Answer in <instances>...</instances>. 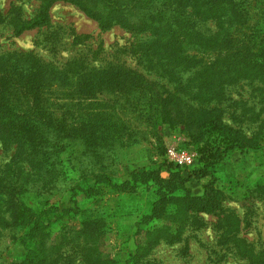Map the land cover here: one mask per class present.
Wrapping results in <instances>:
<instances>
[{
  "label": "rangeland",
  "instance_id": "1",
  "mask_svg": "<svg viewBox=\"0 0 264 264\" xmlns=\"http://www.w3.org/2000/svg\"><path fill=\"white\" fill-rule=\"evenodd\" d=\"M206 2L199 5L202 15L208 18L210 10L216 14L214 20L200 23L201 34L219 31L218 17L225 8L218 1ZM40 4V0H0V58L4 56L0 72L7 70V79L14 78L12 84L20 86L13 87L19 92L24 86L22 79L29 80L26 72L21 73L23 67L29 72L34 65L43 70L48 64L60 74L43 93L50 100L59 101L52 108L61 113L65 107L58 94L69 87L73 89L82 73L122 66L136 70L163 86V90L181 88L178 95L189 103L186 112L194 116L192 119L203 116L209 120L198 126L199 131H206L205 138L216 140L217 146L225 136L234 144L222 153L218 163L201 173L194 131L197 125L189 124V119L182 122L167 117L166 122L151 127L141 115L142 104L137 103V97L132 100V96L124 94H100L95 99L97 103L90 107L115 104L130 129L99 150H83L79 140L70 141L67 178L60 176L56 188L51 189L53 195L41 196L44 201L51 199L49 206L53 205L47 211L53 221L47 247L61 244L69 235L76 236L71 229H82L81 219L85 216L96 232L91 234L92 239L86 236L73 241L84 249L92 243V255L98 253L100 257L96 264H248L247 258L235 253L238 242L257 260L263 257L264 42L259 41L258 34L264 31V0L232 5L242 22L231 28V40L257 36L255 46L249 44L252 55L229 44L223 36L220 42L214 38L202 46L188 45L185 58L178 65L170 63L163 74L161 65L150 67L135 51L145 34L119 24L103 29L96 19L67 0L53 1L47 24L16 35L14 25L36 16ZM10 54L18 55L14 62L18 67L10 63L13 59L7 62L5 57ZM226 56H230L227 61ZM232 66L245 73L228 75L226 71ZM170 75L174 79L168 78ZM180 83L182 86H178ZM7 84H3L5 90ZM12 84L9 89L13 91ZM216 84L219 89L210 95L209 87L215 88ZM206 85L209 87L203 95ZM193 88L199 89L197 95L192 94ZM76 117L77 110L72 119ZM172 146L195 153L193 170L178 172L168 166L167 151ZM14 150L15 147L6 149L0 142V165L10 160ZM82 150L88 151L86 157ZM56 178L51 177L44 184ZM124 182L126 185L121 187ZM32 193H27L28 203L38 200ZM206 193L217 197L219 209L189 210V204ZM227 219L237 222V230L226 232ZM5 226L0 223V264H13L24 258L30 244L24 242L26 229Z\"/></svg>",
  "mask_w": 264,
  "mask_h": 264
},
{
  "label": "trees",
  "instance_id": "2",
  "mask_svg": "<svg viewBox=\"0 0 264 264\" xmlns=\"http://www.w3.org/2000/svg\"><path fill=\"white\" fill-rule=\"evenodd\" d=\"M53 1L55 0H40L38 14L29 20H20L14 25V33L19 35L25 30L47 24ZM67 1L77 5L96 19L103 29L119 24L137 34H145L146 38L135 45V51L140 52L141 59L150 67L157 68L161 65L164 70L162 74L165 73L170 63L178 65L179 61L185 58L184 50L190 44L202 46L213 42L214 38H218L220 42L224 36L223 38L227 39L226 42L251 54L249 44L252 43L253 47L258 41L257 36H253L249 40L247 38L234 39L236 43L231 40L230 36L231 28L242 22L241 16L236 13L238 11H233L232 5L238 6L248 0H214V2H221L225 8L221 10L220 18L218 17L219 31L215 30L216 32L210 34L199 32L200 23L214 20L216 14L214 10H210L206 14L208 18L202 15L199 5L208 4L206 0ZM219 32L221 34L218 37ZM258 35L261 36L259 41L264 42V31L261 30ZM16 54L24 55L25 53L16 52ZM18 55L10 54L7 56L9 59L5 58L7 62L13 59L10 63L15 64ZM227 55H230L229 52ZM3 57L0 58L1 61ZM229 59L230 56H226L224 60ZM15 67H18V64H15ZM44 68L40 70L39 66L36 68L34 65L29 70L30 74L28 68H22L21 73L26 72L25 75L29 77V80L22 79L24 86L21 92L13 87V85L20 86L12 84L14 78L7 79V70L0 72L3 77L0 79V142L6 149L15 147L10 160L0 165V223L5 224V227L15 226L26 229L24 242L30 244L24 258L13 264H96V260L100 258L98 253L92 255V243L84 249L83 246L76 245L73 241L74 238L83 239L86 236L91 238V234L96 232L90 227L88 224L90 221L85 216L81 219L82 229H71L76 236L69 235L68 239H64L61 244L52 245L51 248L47 247L48 239L53 233V221L50 220L47 211L53 205L49 206L50 203L52 204L51 199L44 201L41 197L46 193L54 194L51 189L56 188L61 175L67 178L70 163L68 149L71 140H79L83 150L87 147L91 150H99L112 138L117 139L126 134V129H130V125L123 120L115 104L111 107H90L97 103L95 99L100 94H108V92L124 94L128 97L132 96V100L137 97V103L142 104L141 115L148 120L151 127L166 122L167 117H173L182 122L189 119V124L197 125L194 131L197 133L198 162L202 163L201 173H205L206 169L218 163L222 153L234 145L233 140L225 136L220 139L217 146H215L216 140L205 138L206 131L201 129L199 131L198 126L199 124L205 125V122L209 120L203 116V118L197 116L192 119L194 116L186 112V106L189 107L187 105L189 103H184L178 95L182 92L181 88L173 91L163 90V86L156 82L152 83L136 70L122 66H114L102 71L91 69L80 73L78 82L75 83L76 86H73L75 90L69 87L58 94V96L62 95V107L65 108H61L63 112L56 113L52 104L59 101L50 100L43 91H47L53 85V80L60 72L48 64ZM241 72L245 73L234 66L226 71L228 75H238ZM175 75L180 77L176 73ZM171 76L168 78L174 79V76ZM64 79L66 80L67 77ZM3 84H7L6 90ZM10 84H12L13 91L9 89ZM178 86H182V83ZM205 87L203 95L206 94L209 86ZM219 87V84H216L215 88L209 87V94L214 93V90ZM198 91L193 88L191 92L197 95ZM128 97H126L127 101L130 100ZM193 99L198 101L196 98ZM75 110H77V117L72 119ZM128 133L130 134V131ZM223 147H225L224 150ZM83 150L82 156L86 157L88 151L85 153ZM167 164L171 169H177L178 172L193 170L177 166L168 160ZM189 174L192 175L193 172ZM51 177L57 178L53 182L44 184ZM95 177L100 179L101 176L95 174ZM102 178L109 179L108 177ZM124 185H126L125 182L121 187ZM35 190L38 194L34 193ZM26 192H33L34 198L38 200L35 202L31 200L28 203ZM195 200L196 202L188 206L193 212H215L220 206L217 197L208 193ZM224 227L226 232L230 233L237 230V222L227 219ZM169 236L172 235L169 234ZM235 249L238 256L247 258L248 264H264V256L257 260L253 255H249L250 250L242 247L240 242L235 245Z\"/></svg>",
  "mask_w": 264,
  "mask_h": 264
},
{
  "label": "built area",
  "instance_id": "3",
  "mask_svg": "<svg viewBox=\"0 0 264 264\" xmlns=\"http://www.w3.org/2000/svg\"><path fill=\"white\" fill-rule=\"evenodd\" d=\"M167 157L169 161L173 162L177 166L191 168L195 162V153L187 148H176L174 146L168 148Z\"/></svg>",
  "mask_w": 264,
  "mask_h": 264
}]
</instances>
